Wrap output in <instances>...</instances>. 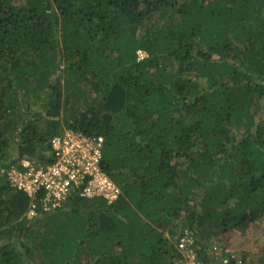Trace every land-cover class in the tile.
<instances>
[{"label": "trees", "instance_id": "obj_1", "mask_svg": "<svg viewBox=\"0 0 264 264\" xmlns=\"http://www.w3.org/2000/svg\"><path fill=\"white\" fill-rule=\"evenodd\" d=\"M65 130L103 137L117 200L11 186ZM263 214L264 0H0V264H175Z\"/></svg>", "mask_w": 264, "mask_h": 264}, {"label": "built area", "instance_id": "obj_2", "mask_svg": "<svg viewBox=\"0 0 264 264\" xmlns=\"http://www.w3.org/2000/svg\"><path fill=\"white\" fill-rule=\"evenodd\" d=\"M138 59L147 56L137 52ZM102 136H86L73 130H65L51 140L54 161L48 165L22 160L23 170L13 167L8 172L12 187L34 197L41 193L43 212L61 208L74 194L84 198H103L112 203L121 194L120 188L103 171ZM36 204L30 205L28 216L37 214ZM192 237L182 238L179 245L181 256L175 264H230L228 259L214 263L201 248H194ZM210 257V258H209ZM235 264H247L238 260Z\"/></svg>", "mask_w": 264, "mask_h": 264}, {"label": "rangeland", "instance_id": "obj_3", "mask_svg": "<svg viewBox=\"0 0 264 264\" xmlns=\"http://www.w3.org/2000/svg\"><path fill=\"white\" fill-rule=\"evenodd\" d=\"M141 33V32H140ZM60 36V31L56 30V38ZM30 206L26 212L27 218ZM193 238V237H192ZM194 248H201L206 252L214 263H221L230 255L238 260H242V255L248 260H254L258 255L264 252V214L250 224L249 229L243 233L230 225L219 229L217 234L205 241L194 239ZM210 258V257H209Z\"/></svg>", "mask_w": 264, "mask_h": 264}, {"label": "clouds", "instance_id": "obj_4", "mask_svg": "<svg viewBox=\"0 0 264 264\" xmlns=\"http://www.w3.org/2000/svg\"><path fill=\"white\" fill-rule=\"evenodd\" d=\"M143 51V50H142ZM147 54V53H146ZM145 58V57H144Z\"/></svg>", "mask_w": 264, "mask_h": 264}]
</instances>
